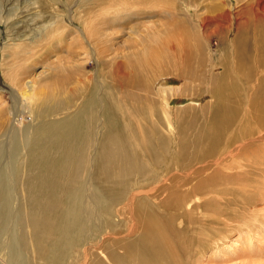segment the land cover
Listing matches in <instances>:
<instances>
[{
    "label": "bare ground",
    "instance_id": "1",
    "mask_svg": "<svg viewBox=\"0 0 264 264\" xmlns=\"http://www.w3.org/2000/svg\"><path fill=\"white\" fill-rule=\"evenodd\" d=\"M49 1L56 46H67L66 54L21 77L13 61L4 62L6 48L21 45L11 37L0 45L7 79L6 93L0 86V264H197L193 256L234 221L255 226L264 215V206L256 208L264 203V26L255 45L238 35L226 52L206 55L190 45L204 26L194 0L174 8L158 0L157 21L130 23L121 48L106 52L107 34L86 19L89 10L80 18L74 0L67 13ZM263 1L254 16L264 17ZM225 4L213 18L217 30L231 23ZM153 5L113 0L99 23ZM241 5L234 0L235 27ZM27 46L24 53H33ZM104 65L111 80L100 74ZM201 95L209 101L195 123L184 114ZM183 98L182 107L174 104ZM234 101L236 119L227 106ZM110 115L114 122H105ZM183 146L188 158L174 160ZM232 198L247 210H232ZM177 217L185 227L174 224ZM196 220L194 237L187 223Z\"/></svg>",
    "mask_w": 264,
    "mask_h": 264
},
{
    "label": "rangeland",
    "instance_id": "2",
    "mask_svg": "<svg viewBox=\"0 0 264 264\" xmlns=\"http://www.w3.org/2000/svg\"><path fill=\"white\" fill-rule=\"evenodd\" d=\"M75 1L76 0H74V8L75 7L78 8V12L76 15L79 14L81 18L82 15L89 10V12H87L86 14L87 15L86 19L92 18L93 21L97 24V27L100 28L101 33L107 34L106 37H101L103 39L101 45L106 52L111 51L114 48H118V49L121 48L122 44L124 43L127 37V32L129 31L130 23H134L138 20L156 22L157 19L159 18L157 11L160 8H158V6L155 5V3H153V2H158V0H150V2L154 5L149 10H144V12L139 13L137 15H130L124 20L115 19L112 20L111 22H105V23H99V17L104 15V12L102 10L104 5L112 3L113 0H96L95 3L88 2V0H79V3L82 6L75 5L76 4ZM245 1H248L251 4L250 3L248 4V2ZM5 2H6L5 0H0V8H2V10L3 9L6 10L9 7L11 8H9L10 11L5 12L4 14L0 13V22H1L0 24H5L0 26V45L3 44L5 41H7V38L10 37L15 39V43H19L21 45L20 47H16V44H14L11 45L12 47L10 49L6 48L5 60H4L5 65L8 60L13 61L14 64L16 65V68L19 71V76L22 77L24 73H27L28 76L31 75L32 73L33 74L40 73L42 70L46 69L50 61H53V59L60 57V55L66 54L65 50L67 49V46L60 48H57L56 46L57 45L56 41H58V38H57V34H55L54 28L57 25V23H54L52 21L53 20L52 14L55 13V9L53 8L49 0H10L7 1L6 3ZM55 2L58 5V7L61 9V11H63L64 13H67L68 11L70 12V9L67 6L68 4L67 0H55ZM168 2H171L172 8H174L173 2L180 4V2H178L177 0H168L167 3L166 2L165 3L168 5L169 4ZM225 2L226 0H220V1L194 0V6L197 5L196 14L199 13L202 14V17L204 18L203 21L205 26V27L203 26V28H200L199 31H194L192 37V43L190 45L194 49L198 50L199 48L197 52H200L202 51V49H204L203 50L204 54L208 55V52H210V48L214 51L219 49L220 51L226 52L227 48L228 49L232 48V44H234L233 42L236 41V38H238L239 36L242 38H247L248 42L252 44L251 46L256 44L254 38L257 36L260 27L262 25L264 26V17L254 16V15H260L261 13L260 11L257 12L256 10L257 9L256 6L259 2H257V0H251V1L240 0V3L243 4L241 5V8L239 7L240 9L239 17L241 19H240V24L238 23L237 27H235L236 23L233 18L234 15L232 13L234 9V0H228L230 7V8L228 7L229 9L228 11L231 13L230 14L231 23L229 22L228 26L226 25L228 28L225 25L222 28L220 27L219 30L220 29L221 30L219 31L217 30L218 27L216 25L218 20L214 21V19L215 18L218 19L219 15L218 16L216 15L218 13L219 14L221 13L222 10L221 7H223V10L226 9L225 7L227 5L225 4ZM80 8L82 9L81 11L79 10ZM218 8H220V10ZM5 26L7 27V30L4 32ZM72 27L76 28L77 24H73ZM255 30L257 32H255ZM234 33H235V37H233ZM246 33H249V35H245ZM25 35L31 38L32 37L36 38V42L32 45L26 42L23 39ZM231 39L232 40L234 39L233 42ZM9 42L13 43L12 40H10ZM204 43L206 47L205 45H203ZM24 45H28L27 51L30 50L33 53H24ZM46 54L48 55L45 56ZM90 67L91 66H89L88 67L89 69L87 70H91ZM100 74L103 75L104 80H105V76H107V79L111 80L110 71L107 65L103 66ZM3 81H7V79L5 75H3L0 66V86L4 88L3 93H6L7 87L3 85ZM207 97L208 96L201 95L200 98L196 100L195 105L187 108L188 111L184 114V117H189V116L192 117L195 123L197 122L198 117L200 118L198 122L202 121L201 112L200 109L198 108L202 104H205L206 102L209 101V97L208 98ZM184 99L185 98H183V101L175 102L174 104L182 107L183 104L186 103ZM227 106L230 107L232 112H234L232 114V117L236 119V116L239 112L237 102L234 101L233 106L231 104ZM204 112L206 113V109H204ZM105 122L108 123L114 122L112 115L107 116ZM191 131H193V129H191ZM187 158H188V151L187 148L183 146L182 157L174 158V160L176 161L186 160ZM228 159L234 160L236 158H228ZM230 161L231 160H227V161L224 160L222 163L225 164ZM253 174L255 173H252V175L249 176L253 177L256 175ZM256 177L259 178V180H261L260 177L258 176ZM230 186L232 190L238 187L237 183H233V182L230 183ZM232 199L233 200H231V204H230L232 206L231 208L232 210H235V208L233 207L236 206H237L236 207L237 211H242L244 213V211L247 210L246 206H244L246 205V202H242L239 198L237 199L232 198ZM240 202H242V204ZM257 203L258 204H256V208H261L264 206V203H262L261 201H258ZM251 207H252L251 209H253L254 206ZM174 211L175 210L169 208L167 210V213L168 214L174 213ZM199 213L201 214L204 213V210H199V212L193 214L192 217L195 218L196 216H199L200 215ZM186 216L190 219L188 215ZM181 218L182 217H177L175 219L174 224L177 225L178 227H185V224L181 222L182 221ZM233 223H234L233 226L234 228H231V230H229L231 232L227 231V234L216 233V235L214 236L216 238L214 240L215 242L204 245L203 249H200L197 255L193 256V259L198 260V262H196L197 264H263L264 263V215L261 219L257 220L255 226L252 225L254 224V221L245 223L236 220ZM187 224L188 226L190 225L196 228V231L193 233L194 234L193 236L195 237V234L199 232L198 227L201 226L202 223L196 220ZM192 232L193 231H188V232H184V234H187L189 236L188 238L191 239L192 235L190 234ZM175 238L178 239L180 237L174 236L172 240H175Z\"/></svg>",
    "mask_w": 264,
    "mask_h": 264
}]
</instances>
